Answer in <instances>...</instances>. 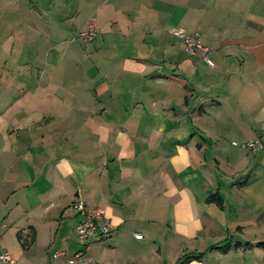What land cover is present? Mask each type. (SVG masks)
<instances>
[{"label":"crops","instance_id":"obj_1","mask_svg":"<svg viewBox=\"0 0 264 264\" xmlns=\"http://www.w3.org/2000/svg\"><path fill=\"white\" fill-rule=\"evenodd\" d=\"M43 1L3 0L23 33L18 57L17 29L0 36V246L16 264H264V0ZM76 201L110 224L80 260Z\"/></svg>","mask_w":264,"mask_h":264},{"label":"built area","instance_id":"obj_2","mask_svg":"<svg viewBox=\"0 0 264 264\" xmlns=\"http://www.w3.org/2000/svg\"><path fill=\"white\" fill-rule=\"evenodd\" d=\"M95 28L93 19L88 21L85 29H79L74 38L80 42L85 43L91 41L95 37ZM172 35L179 42L185 45V50L189 55H196L197 51H202L206 56L208 49L205 48L200 41L199 33H187L182 28L173 30ZM231 145L246 150L252 153H257L263 149L262 143L258 138H252L245 141L237 142L232 141ZM73 209L81 215V219L75 226V233L79 241L81 242L83 249L75 254V259H83L85 256V250L88 248L91 242L104 240L110 232L109 220L105 216L101 208L87 209L81 201H76L72 205ZM6 225L0 223V229ZM133 236L136 239H140L142 236L138 232H134ZM62 252L57 251L54 253V257H59ZM74 259H70L69 263H73ZM0 264H16L15 260L10 254L0 246Z\"/></svg>","mask_w":264,"mask_h":264},{"label":"rangeland","instance_id":"obj_3","mask_svg":"<svg viewBox=\"0 0 264 264\" xmlns=\"http://www.w3.org/2000/svg\"><path fill=\"white\" fill-rule=\"evenodd\" d=\"M41 2L44 4L45 1L41 0ZM3 0H0V36L4 35L5 32L7 30H14L17 29V33L16 37L12 36L11 37V41L13 43V47H12V55L18 57L20 51V45L22 43V33H23V29L20 28V24H19V13L15 12V18L9 19L8 17L5 16L4 14V9H3ZM17 11V10H16ZM12 12H14V9L12 8ZM45 17V16H44ZM48 18V16H46V19ZM78 31V30H77ZM40 38V37H39ZM2 40V39H1ZM37 41H38V37H37ZM82 43V42H81ZM26 45H27V41H26Z\"/></svg>","mask_w":264,"mask_h":264},{"label":"trees","instance_id":"obj_4","mask_svg":"<svg viewBox=\"0 0 264 264\" xmlns=\"http://www.w3.org/2000/svg\"><path fill=\"white\" fill-rule=\"evenodd\" d=\"M207 202H214V203H216L217 205H219V206H221V199H220V197L217 195V194H212V195H209L208 197H207V200H206ZM18 239L21 241L22 240V236L20 235V234H18ZM33 239H34V233L32 232L31 234H30V240L29 241H21V245L23 246V247H25V246H27V245H29L32 241H33ZM261 245H263V244H261Z\"/></svg>","mask_w":264,"mask_h":264}]
</instances>
